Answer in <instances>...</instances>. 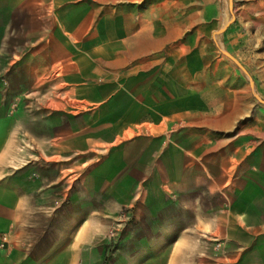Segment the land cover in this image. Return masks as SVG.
Returning <instances> with one entry per match:
<instances>
[{
    "label": "crops",
    "instance_id": "crops-1",
    "mask_svg": "<svg viewBox=\"0 0 264 264\" xmlns=\"http://www.w3.org/2000/svg\"><path fill=\"white\" fill-rule=\"evenodd\" d=\"M165 2L0 0V68L13 65L23 79L16 82L13 74L10 83L22 88L12 89V96L28 102L37 96L33 87L42 85H80L88 91L91 37L96 36L104 43L98 63L105 61L116 74L138 70L124 83L136 86V95L124 100L115 94L114 101L138 102L137 86L151 82L147 77L153 69L185 68V58L167 48L172 37L189 28L185 0H176L172 20ZM109 26L116 32L113 43L103 34ZM75 57H81L78 73L66 70L58 76L57 65L68 66ZM167 83L174 92L168 113L175 117L186 111L185 79ZM6 99L0 95V238L5 240L0 264H90L91 244L101 242L122 204L133 205L137 214L139 207L147 214L164 213L169 220L190 213L194 225L201 223L203 209L212 219L223 208L242 215L241 228L248 236L252 230L264 231V180L244 147L234 145L233 158L219 165L216 145L203 154L187 147L182 136L170 137L162 152V146L154 145L130 159L137 192L123 196L121 155L107 158L99 149L91 151L89 123L75 131L64 111L10 112L1 108ZM133 109L136 113L137 105ZM119 111L112 117H122ZM75 134H81L80 142Z\"/></svg>",
    "mask_w": 264,
    "mask_h": 264
},
{
    "label": "rangeland",
    "instance_id": "rangeland-1",
    "mask_svg": "<svg viewBox=\"0 0 264 264\" xmlns=\"http://www.w3.org/2000/svg\"><path fill=\"white\" fill-rule=\"evenodd\" d=\"M185 4L189 28L172 37L167 47L185 58V68L153 69L147 77L151 82L137 86L138 102L114 101L115 94L124 100L136 95V86L124 83L138 70L116 74L105 61L98 63L104 43L95 36L91 37L88 91L80 85L34 86L36 98L24 101L12 96V89L22 88L10 83L13 74L16 82L23 79L11 65L0 68V95L7 98L1 108L64 111L75 131L89 123L91 151L99 149L107 158L121 155L123 196L137 192L132 189L137 178L130 159L154 145L162 146V152L169 138L178 135L187 147L199 148L203 154L216 145L219 165L233 158L234 145L244 147L264 180V0H185ZM176 5V0L165 2L169 20ZM103 34L113 43L115 30L109 26ZM80 61L75 57L68 66L58 64L55 72L58 76L66 70L78 73ZM177 77L185 79L186 111L169 117L167 103L174 92L167 82ZM117 109L120 118L112 117ZM75 137V142L81 141V134ZM133 208L118 207L101 242L90 246V264H264V231L252 230L248 236L241 228V214L219 208L211 219L203 209L201 223L194 225L190 213L169 220L164 213L147 214L145 207H139L137 214Z\"/></svg>",
    "mask_w": 264,
    "mask_h": 264
},
{
    "label": "built area",
    "instance_id": "built-area-1",
    "mask_svg": "<svg viewBox=\"0 0 264 264\" xmlns=\"http://www.w3.org/2000/svg\"><path fill=\"white\" fill-rule=\"evenodd\" d=\"M121 215L119 214L118 215V217H120ZM125 218H127V215L125 216ZM4 237L3 236H1V238H0V248H2L3 247V243H4Z\"/></svg>",
    "mask_w": 264,
    "mask_h": 264
}]
</instances>
